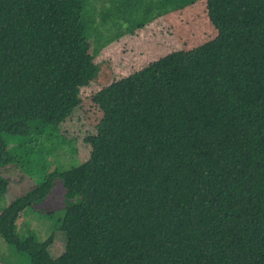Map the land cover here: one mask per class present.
Returning a JSON list of instances; mask_svg holds the SVG:
<instances>
[{
    "label": "trees",
    "instance_id": "1",
    "mask_svg": "<svg viewBox=\"0 0 264 264\" xmlns=\"http://www.w3.org/2000/svg\"><path fill=\"white\" fill-rule=\"evenodd\" d=\"M122 1L134 29L204 1L215 35L94 92L88 158L65 168L60 125L99 72L85 1L0 0V197L5 166L36 181L0 209V236L30 264H264V0ZM56 179L52 257L53 235L17 219Z\"/></svg>",
    "mask_w": 264,
    "mask_h": 264
},
{
    "label": "rangeland",
    "instance_id": "2",
    "mask_svg": "<svg viewBox=\"0 0 264 264\" xmlns=\"http://www.w3.org/2000/svg\"><path fill=\"white\" fill-rule=\"evenodd\" d=\"M84 1V7H87L90 16L83 32L94 61L99 65V72L88 85L80 88V104L60 125V133L72 140V145L71 141L67 143V149L71 156L74 155V160L70 165H64L65 168L88 158L89 147L83 137L95 132L93 125L99 116L90 99L94 92L112 80L141 68L148 60L173 50L195 47L215 35L204 10V1L203 4L197 1L184 11L161 15L136 29L129 24L132 15L128 10H116L125 5L122 0ZM101 3L105 7H100ZM68 157L69 154L60 153L59 159L65 161ZM54 162L55 167H62L57 160ZM2 174L8 180V186L0 197V209L36 186V181L15 165L2 168ZM64 194L65 188L61 180L56 179L45 200L33 204L27 210L29 214H21L17 219L19 227L22 220L26 219L27 222L21 234L33 232L38 240L53 235L49 246L52 257L59 256L64 250L65 237L57 227L65 207ZM0 264L30 263L0 236Z\"/></svg>",
    "mask_w": 264,
    "mask_h": 264
}]
</instances>
